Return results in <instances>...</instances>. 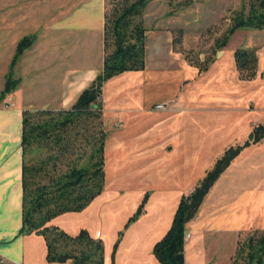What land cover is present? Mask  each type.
<instances>
[{
    "label": "rangeland",
    "instance_id": "obj_1",
    "mask_svg": "<svg viewBox=\"0 0 264 264\" xmlns=\"http://www.w3.org/2000/svg\"><path fill=\"white\" fill-rule=\"evenodd\" d=\"M248 1L147 2L144 69L105 82L103 90L101 86L103 188L81 210L53 218L68 234L85 229L98 238L103 264H158L152 246L168 228L180 195L193 189L225 148L247 140L251 127L264 119V25L236 29L222 48L214 42L232 15L247 11ZM237 47L256 54V74L250 80L237 78L232 59ZM205 60L206 70L197 73L192 64ZM128 83L135 86L132 93L115 91ZM156 103L165 107L156 110ZM242 149L246 164L241 170L238 162L228 173L238 181L244 174L249 185L264 189V141ZM251 199L242 203L239 195L231 203V218L222 217L221 210L212 212L213 231L200 240L190 238L185 264L210 259L230 264L237 242L252 229L264 230V197ZM139 205L140 213L127 221ZM205 225L204 218L197 221V232Z\"/></svg>",
    "mask_w": 264,
    "mask_h": 264
},
{
    "label": "trees",
    "instance_id": "obj_2",
    "mask_svg": "<svg viewBox=\"0 0 264 264\" xmlns=\"http://www.w3.org/2000/svg\"><path fill=\"white\" fill-rule=\"evenodd\" d=\"M149 0H104L102 24V65L92 81L65 108H24L20 120V227L21 234L40 235L46 262L103 264L102 243L85 229L71 235L49 223L58 214L79 211L103 188L104 137L101 122V86L121 72L144 68L145 26L143 11ZM186 6L192 0H167ZM264 0H249L247 11L231 16L223 33L215 39L222 48L238 28L261 29ZM33 35H24L15 44L0 90V100L19 82L12 69ZM237 78L250 80L256 74L257 57L247 47L232 51ZM209 60L192 64L197 73L206 70ZM191 64V63H190ZM264 76V66L261 71ZM92 85V86H91ZM252 138L230 145L186 195L181 194L170 224L154 242L152 254L158 264H183L184 225L196 211L210 186L249 143L264 141V119L251 127ZM141 206L127 221L140 213ZM230 264H264V230H250L237 242Z\"/></svg>",
    "mask_w": 264,
    "mask_h": 264
},
{
    "label": "crops",
    "instance_id": "obj_3",
    "mask_svg": "<svg viewBox=\"0 0 264 264\" xmlns=\"http://www.w3.org/2000/svg\"><path fill=\"white\" fill-rule=\"evenodd\" d=\"M103 11L104 0H0V90L16 42L24 35H34L12 69L13 75L19 78L18 84L0 100V264H72L46 262L42 237L18 232L21 110L65 108L92 81L102 65ZM76 57L84 60L75 61ZM144 59L147 61L146 50ZM142 70L124 71L105 82L123 75L131 77ZM129 83L115 91L132 93L135 86ZM244 150H240L210 186L198 207V215L185 223L184 232L189 237L183 245V264L190 238L203 239V233L213 231L212 212L221 210L222 217L231 218V203L239 195L242 203L248 202L251 196L252 203L263 199L264 189L257 184L249 185L244 174L237 176L238 181L233 178L235 174L228 173L238 162L242 170L246 163L240 155ZM53 218L49 223L54 224ZM203 218L206 225L197 232L196 223ZM189 222L190 228H185ZM198 264L214 262L210 259Z\"/></svg>",
    "mask_w": 264,
    "mask_h": 264
},
{
    "label": "built area",
    "instance_id": "obj_4",
    "mask_svg": "<svg viewBox=\"0 0 264 264\" xmlns=\"http://www.w3.org/2000/svg\"><path fill=\"white\" fill-rule=\"evenodd\" d=\"M164 107H165V105L163 103H156V104L153 105V108L156 109V110L163 109ZM188 237H189V234L186 233L183 236V239L186 240V239H188Z\"/></svg>",
    "mask_w": 264,
    "mask_h": 264
},
{
    "label": "water",
    "instance_id": "obj_5",
    "mask_svg": "<svg viewBox=\"0 0 264 264\" xmlns=\"http://www.w3.org/2000/svg\"><path fill=\"white\" fill-rule=\"evenodd\" d=\"M91 86H92V85H91ZM251 138H252V134H251V132H249L248 135H247V140L250 141Z\"/></svg>",
    "mask_w": 264,
    "mask_h": 264
}]
</instances>
